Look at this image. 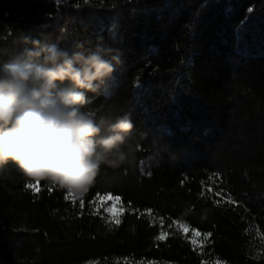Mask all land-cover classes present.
<instances>
[{"label":"trees","instance_id":"16d2710c","mask_svg":"<svg viewBox=\"0 0 264 264\" xmlns=\"http://www.w3.org/2000/svg\"><path fill=\"white\" fill-rule=\"evenodd\" d=\"M41 34L120 50L86 107L129 114L135 154L75 201L0 167V264H264V0H0L2 60Z\"/></svg>","mask_w":264,"mask_h":264},{"label":"clouds","instance_id":"9594fccd","mask_svg":"<svg viewBox=\"0 0 264 264\" xmlns=\"http://www.w3.org/2000/svg\"><path fill=\"white\" fill-rule=\"evenodd\" d=\"M0 58V167L14 162L34 180L83 198L101 166L119 168L135 154L134 123L113 105L88 108L121 65L118 48L24 36Z\"/></svg>","mask_w":264,"mask_h":264},{"label":"rangeland","instance_id":"374dc122","mask_svg":"<svg viewBox=\"0 0 264 264\" xmlns=\"http://www.w3.org/2000/svg\"><path fill=\"white\" fill-rule=\"evenodd\" d=\"M108 195H99L97 197L98 205L99 207H102L105 209V214L106 216L109 217V219L113 220V217L116 218L117 216V208H118V200L119 199H107ZM113 197V196H111ZM110 209V211H108ZM198 238V235L195 234L194 232L192 234V240L193 242H196V239Z\"/></svg>","mask_w":264,"mask_h":264},{"label":"snow or ice","instance_id":"6c2138e0","mask_svg":"<svg viewBox=\"0 0 264 264\" xmlns=\"http://www.w3.org/2000/svg\"><path fill=\"white\" fill-rule=\"evenodd\" d=\"M38 185H39V181H35V183H28L26 185V187L29 188V189H32L34 191H39V188L37 187ZM217 195H219V193H217ZM106 198L107 199H119V197H111L110 194ZM65 199H72L73 201H75L77 199V197L73 193L67 192V194L65 196ZM80 206H81V208H83V200L82 199L80 201ZM108 211H110V209ZM113 219L115 220L116 224L120 223L119 219H117L115 217H113ZM186 227H187L186 225H181V228H186ZM194 235H195V233H194ZM206 235H211V234L208 233ZM163 238H164L163 235H161V236H158L156 239L160 240V239H163Z\"/></svg>","mask_w":264,"mask_h":264}]
</instances>
